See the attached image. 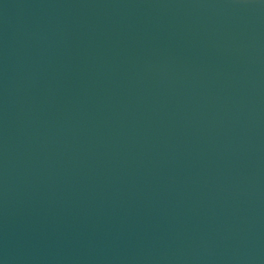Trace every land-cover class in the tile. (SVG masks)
<instances>
[{
  "label": "water",
  "instance_id": "95a60500",
  "mask_svg": "<svg viewBox=\"0 0 264 264\" xmlns=\"http://www.w3.org/2000/svg\"><path fill=\"white\" fill-rule=\"evenodd\" d=\"M0 264H264V0H0Z\"/></svg>",
  "mask_w": 264,
  "mask_h": 264
}]
</instances>
